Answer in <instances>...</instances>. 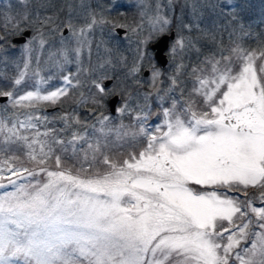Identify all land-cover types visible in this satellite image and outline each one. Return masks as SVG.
Segmentation results:
<instances>
[{
	"label": "snow or ice",
	"instance_id": "snow-or-ice-1",
	"mask_svg": "<svg viewBox=\"0 0 264 264\" xmlns=\"http://www.w3.org/2000/svg\"><path fill=\"white\" fill-rule=\"evenodd\" d=\"M236 4L141 0L139 22L113 27L85 0H67L63 18L29 0L0 11L5 67L9 39L32 33L15 76L0 71V264H264V30ZM118 29L135 44L131 64ZM160 57L173 66L167 87ZM117 67L152 90L143 105L105 86ZM153 91L170 101L155 127ZM76 94L93 123L63 110ZM113 97L130 124L101 111Z\"/></svg>",
	"mask_w": 264,
	"mask_h": 264
},
{
	"label": "rangeland",
	"instance_id": "rangeland-1",
	"mask_svg": "<svg viewBox=\"0 0 264 264\" xmlns=\"http://www.w3.org/2000/svg\"><path fill=\"white\" fill-rule=\"evenodd\" d=\"M9 2L10 0H0V11H2L9 4ZM12 2L14 3L15 0H12ZM66 2L67 0H29L30 7L32 8L33 11H39L41 15H52L54 12H59V15L61 16V18H63L67 14V9L64 7ZM71 2L73 3V5H79L80 0H71ZM156 2L157 0H143V3L148 6H153ZM180 2L182 3L183 0H180ZM85 3L91 5L93 8L96 9L97 12H101L109 21L112 22V24L108 25L107 27H113L115 24H126L129 26H134L137 22H139V19H140L139 5L141 4V0H85ZM41 5H43L44 7H41ZM236 7L244 8V18L246 22H251L254 25L257 23V21H262L264 19V0H237ZM113 9H117L118 14L122 16L115 17L111 20L109 15ZM134 12H136V16H137L135 19H134V15H135ZM175 15L176 16L181 15L179 6H177L175 9ZM79 22L82 23L83 21H79ZM145 27L147 28V24H145ZM172 27L175 31H179V29L176 28L175 25H173ZM262 30H264V27L262 28ZM105 31H107V28L105 29ZM30 36L28 38H30ZM96 37L97 39H99L100 37L99 30H97ZM10 39H9V43L11 42ZM133 39L135 38L133 37ZM224 41L227 44L228 41H227L226 35H225ZM24 43L25 41L23 43L17 44L15 48H11L8 51V54H7L8 64L6 67L3 63H0V71L6 72L8 77L15 76L17 72V68H16L17 61H20L22 65L21 58H22ZM115 43L120 47L121 52H123L124 55L128 56V62L129 64H131L133 55H134L133 50L135 48V44L133 43L130 46L128 42L125 39H123V36L120 37V39H118ZM202 51L205 54H207L208 47L205 46L204 49H202ZM195 61H196V53L191 52L188 54V57L185 60V63L192 64V63H195ZM156 66L162 72L161 80L164 81V84L162 86L167 87L168 77L173 71V66L171 64H168L163 69L160 68L158 65ZM33 67H35V65H33ZM144 68L149 69V74L146 76L142 75V70ZM143 69L139 73V78L146 81L150 75V66L148 64H145ZM71 70L75 71V68L72 67ZM125 73H126V69L122 67H117L115 72H110L109 74L114 76V78H113V82L107 87L112 88L115 92L130 93L132 97L130 103L133 107H136L137 101H139V103L143 105L144 104L143 93L151 91V89L148 88V85L146 83L143 85H137L134 82L133 78L131 77L125 78ZM42 75L47 76L48 71L44 70L42 72ZM127 80L130 81L131 87H128ZM4 83H7V82H4ZM28 83L30 86L33 83V81L29 80ZM52 83L59 84L60 82L58 80H55V81H52ZM4 104H10V101L6 100L4 102H0V106ZM160 105L167 107L170 105V101H162L156 93L153 94L148 100V109H147L148 111L152 113V116L149 118V124L152 127H155L157 124L161 123V119H159L157 115L153 119V112L155 109H159V112H160ZM77 110H78L77 112H81L83 118H86L87 115L83 112V106H81L80 110L78 107ZM101 111H103L105 115H108L110 117L114 125H118L121 122H123V124L125 125H128L132 122V115L129 113L117 114L115 112V114L111 115L108 113L106 107L101 109ZM45 114L52 116V115L57 114V111L56 110L49 111V112H45ZM89 118L91 119V122L89 124L93 123L94 117L89 116ZM151 119H153V121H151ZM136 150L139 151V146L137 147ZM126 156H127V150L120 152L117 158L122 160L126 158ZM28 166L31 167V165H28ZM68 166L69 167L72 166L71 161H69ZM49 167L54 170L55 168L54 163L49 162ZM7 190H11V189H7ZM3 191H5V189H0V192H3ZM250 191L252 190L250 189ZM256 206L258 207L264 206V204H261L259 201H257Z\"/></svg>",
	"mask_w": 264,
	"mask_h": 264
},
{
	"label": "trees",
	"instance_id": "trees-1",
	"mask_svg": "<svg viewBox=\"0 0 264 264\" xmlns=\"http://www.w3.org/2000/svg\"><path fill=\"white\" fill-rule=\"evenodd\" d=\"M135 13V15H134V19L137 17L136 16V12H134ZM115 15H117L116 17H121L122 15H119V14H117V12H115V13H110V18H111V20L113 19V18H115L114 16ZM261 20V19H260ZM253 27H254V29L256 30V31H261L262 30V28L264 27V19L262 20V21H257V23L256 24H254L253 25ZM224 39H225V37H224ZM125 56H127V55H125ZM127 58H128V56H127ZM127 85H128V87H131V83H130V81L129 80H127ZM133 88V87H132ZM77 101H78V94H76V95H74V96H70L69 98H67L66 100H65V102H64V104H63V110L64 111H69V112H71L73 109H75L76 111H78L77 109H78V107H79V110H80V108H81V106H79V104L77 103ZM87 106H92L91 104H89V105H87ZM61 107H58V109L56 110L57 111V114H59L60 112H61ZM79 114H80V116H81V118H83V116H82V114H81V112H78ZM86 118H87V120H88V122L90 123L91 122V119L89 118V116H86ZM57 127H59V125H57ZM194 187H198V186H194Z\"/></svg>",
	"mask_w": 264,
	"mask_h": 264
},
{
	"label": "water",
	"instance_id": "water-1",
	"mask_svg": "<svg viewBox=\"0 0 264 264\" xmlns=\"http://www.w3.org/2000/svg\"><path fill=\"white\" fill-rule=\"evenodd\" d=\"M118 31L121 33V36L123 35V33H124V31H125V29H118ZM30 35V32H28V33H26L25 34V37H27V36H29ZM25 37H20V38H16V37H13L12 38V41L14 42V44L13 45H15V43H20V42H23L24 40H25ZM164 47V44H161V45H159V48L157 49L158 51L160 50V49H162ZM159 65L161 66V67H164L165 66V64H164V61H163V57H160L159 58ZM148 72H149V70L148 69H145L144 71H143V74L144 75H146V74H148ZM112 82V79L111 80H107V81H105V86H107V85H109L110 83ZM153 93H155L154 91H153ZM120 98L119 97H113V98H110L108 101H107V106H108V111L111 113V114H113L114 112H115V108H116V104H117V102H118V100H119ZM4 100H6V99H3V100H0L1 102L2 101H4ZM54 108V107H53ZM90 108H92V107H86L84 110H85V112H87L88 114H89V109ZM51 108H47L46 110H50ZM155 112V111H154Z\"/></svg>",
	"mask_w": 264,
	"mask_h": 264
}]
</instances>
